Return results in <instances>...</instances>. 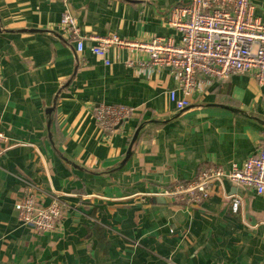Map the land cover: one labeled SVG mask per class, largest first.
<instances>
[{"label":"crops","instance_id":"obj_1","mask_svg":"<svg viewBox=\"0 0 264 264\" xmlns=\"http://www.w3.org/2000/svg\"><path fill=\"white\" fill-rule=\"evenodd\" d=\"M250 2L264 21V0ZM186 3L67 6L82 36L178 42L166 22L173 7ZM65 11L60 0H0V132L7 139L0 156V264H264V196L225 181L210 185L198 205L162 195L203 169L228 171L256 153L264 87L233 75L177 111L169 69L126 67L128 60L145 62L139 54L111 48L105 66L85 40V64L75 66L74 44L62 40L59 27ZM101 104L134 113L110 134L93 119ZM28 185L64 205L54 232L36 235L18 222L14 205Z\"/></svg>","mask_w":264,"mask_h":264},{"label":"built area","instance_id":"obj_2","mask_svg":"<svg viewBox=\"0 0 264 264\" xmlns=\"http://www.w3.org/2000/svg\"><path fill=\"white\" fill-rule=\"evenodd\" d=\"M60 1L66 8L59 25L63 32L61 38L69 46L74 44L75 66L85 64V40L94 43L90 52L105 66L110 65L111 48L139 54L146 61L128 60L126 67L137 66L147 70L144 73L152 68L169 69L175 81L169 99L177 111L188 109L189 98L205 93L212 83H221L233 75H247L258 87H264V21L255 16L250 0H187L185 5H176L169 12L166 25L180 36L178 42L158 36L148 41L120 39L114 34L82 36L68 9V0ZM177 94L181 95L178 99ZM133 113L132 108L121 105L101 104L92 110L96 126L110 134L117 133ZM6 144L7 139L0 132V156L7 150ZM224 181L264 196V129L256 153L242 166L232 165L228 171L216 166L203 169L194 180L176 184L162 195L198 205L209 196L210 185ZM46 197L49 196L28 185L14 205L18 222L36 235L54 232L63 216L64 205L60 199L53 195L44 206ZM231 206L236 212L238 199L233 198Z\"/></svg>","mask_w":264,"mask_h":264},{"label":"water","instance_id":"obj_3","mask_svg":"<svg viewBox=\"0 0 264 264\" xmlns=\"http://www.w3.org/2000/svg\"><path fill=\"white\" fill-rule=\"evenodd\" d=\"M60 38H61V37H60ZM52 111H53L52 109L47 110V113L51 114ZM139 131H140V128L136 130V132H135V134H134V136H133V138H132V140H131V142H130V144H129L128 150H127V152H126V156H125V158H124L122 164H124V163L130 158V156H131V151H132V148H133V146H134V144H135V142H136V140H137V137H138Z\"/></svg>","mask_w":264,"mask_h":264}]
</instances>
